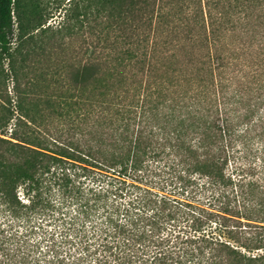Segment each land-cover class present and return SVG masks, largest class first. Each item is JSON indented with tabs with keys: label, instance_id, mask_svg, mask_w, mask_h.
Instances as JSON below:
<instances>
[{
	"label": "trees",
	"instance_id": "16d2710c",
	"mask_svg": "<svg viewBox=\"0 0 264 264\" xmlns=\"http://www.w3.org/2000/svg\"><path fill=\"white\" fill-rule=\"evenodd\" d=\"M52 2L0 0V264H264V0Z\"/></svg>",
	"mask_w": 264,
	"mask_h": 264
},
{
	"label": "rangeland",
	"instance_id": "374dc122",
	"mask_svg": "<svg viewBox=\"0 0 264 264\" xmlns=\"http://www.w3.org/2000/svg\"><path fill=\"white\" fill-rule=\"evenodd\" d=\"M44 1H46V2H50V4H54L52 1L53 0H44ZM70 0H64V2H63V7H65V6H67L68 5V2H69ZM60 14V15H59ZM61 16H62V12H61V10H59L58 11V14L56 13L55 14V17L51 20V21H49L48 22V25H51V26H53V27H55L59 22H60V20H61Z\"/></svg>",
	"mask_w": 264,
	"mask_h": 264
}]
</instances>
